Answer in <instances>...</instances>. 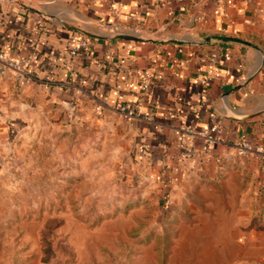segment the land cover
I'll return each instance as SVG.
<instances>
[{
  "label": "crops",
  "instance_id": "1",
  "mask_svg": "<svg viewBox=\"0 0 264 264\" xmlns=\"http://www.w3.org/2000/svg\"><path fill=\"white\" fill-rule=\"evenodd\" d=\"M0 52L34 56L40 80L23 88L0 77V105L93 102L160 139L168 157H197L205 176L219 175L195 218L208 214L220 264H264V152L235 156L240 138L264 147V0H0ZM140 98L135 119L120 113ZM218 123L219 164L202 136Z\"/></svg>",
  "mask_w": 264,
  "mask_h": 264
},
{
  "label": "rangeland",
  "instance_id": "2",
  "mask_svg": "<svg viewBox=\"0 0 264 264\" xmlns=\"http://www.w3.org/2000/svg\"><path fill=\"white\" fill-rule=\"evenodd\" d=\"M95 105H0V264H220L219 175Z\"/></svg>",
  "mask_w": 264,
  "mask_h": 264
},
{
  "label": "built area",
  "instance_id": "3",
  "mask_svg": "<svg viewBox=\"0 0 264 264\" xmlns=\"http://www.w3.org/2000/svg\"><path fill=\"white\" fill-rule=\"evenodd\" d=\"M81 47H87L85 42L81 43ZM75 54V52H74ZM34 56H21L13 57L4 52H0V77L12 78L15 83L20 87H30L38 82L39 78L34 73ZM75 74V73H73ZM151 71L145 72L144 81L142 84L144 91H149L152 84ZM46 89H56L58 91H64L67 84H54L53 82H41ZM143 99H138L136 102L130 105H122L120 113L129 119H135L143 107ZM102 108V105H99ZM186 134H192V130L186 129ZM205 139V145L203 147L204 155L208 160L214 159L217 163H221L224 157H215L212 152V147L216 143L222 142V130L220 124H215L210 129L205 130L202 133ZM184 135L180 136L179 141H182ZM264 152V147L259 145H252L245 138H240L239 143L236 146L235 156L239 158L253 157ZM225 159H231L230 156Z\"/></svg>",
  "mask_w": 264,
  "mask_h": 264
},
{
  "label": "water",
  "instance_id": "4",
  "mask_svg": "<svg viewBox=\"0 0 264 264\" xmlns=\"http://www.w3.org/2000/svg\"><path fill=\"white\" fill-rule=\"evenodd\" d=\"M65 105H66V107L68 108V110H69L70 113L74 112L75 109H76V105H75V104L67 103V104H65Z\"/></svg>",
  "mask_w": 264,
  "mask_h": 264
}]
</instances>
